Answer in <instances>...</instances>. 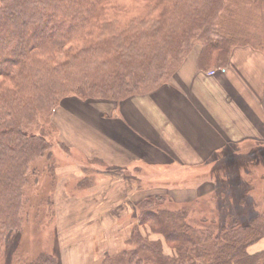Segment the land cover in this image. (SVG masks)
<instances>
[{"label": "trees", "instance_id": "16d2710c", "mask_svg": "<svg viewBox=\"0 0 264 264\" xmlns=\"http://www.w3.org/2000/svg\"><path fill=\"white\" fill-rule=\"evenodd\" d=\"M246 1L0 0V260L7 237L14 232L19 238L21 230L33 239L48 235L53 244L24 262L17 250L11 264L60 259L53 111L73 97L119 102L148 92L153 88L145 87L170 77L174 61L182 63L192 44H200L201 66L221 65L254 37L235 18ZM242 153L233 162L225 159L231 155H214L206 172L216 177L223 171L234 181L244 173L252 184L264 155L255 148ZM166 199L141 200L131 248L100 264H264V251H247L264 238V206L246 220L231 216L215 227L206 216L192 223L189 207H168ZM142 229L160 235L170 253Z\"/></svg>", "mask_w": 264, "mask_h": 264}, {"label": "crops", "instance_id": "0c3cea01", "mask_svg": "<svg viewBox=\"0 0 264 264\" xmlns=\"http://www.w3.org/2000/svg\"><path fill=\"white\" fill-rule=\"evenodd\" d=\"M198 55L192 62L189 54L167 81L148 92L119 102L98 100L96 106L83 101L94 110L85 112L88 117L84 121L78 120L80 128L73 122L75 140L69 137L65 142L69 150L80 149L89 168L97 174V187L115 188L122 193L110 202L107 194L102 195L101 203H108L106 216L110 219L124 217L118 212L128 205L129 197L122 198L124 190L131 187L137 191L127 183L124 172L164 170L183 177L189 171H208L211 157L236 154L243 141L264 139V46H235L224 63L212 67L201 66ZM66 106L58 110L75 114L71 106ZM175 175L172 180L179 178ZM131 177L137 186L141 180ZM95 193L73 195V202L95 198ZM57 199L59 204L62 200ZM116 226L115 222L110 228ZM105 249L108 247L101 249L91 264L100 263L99 253ZM247 251H264V238Z\"/></svg>", "mask_w": 264, "mask_h": 264}, {"label": "rangeland", "instance_id": "374dc122", "mask_svg": "<svg viewBox=\"0 0 264 264\" xmlns=\"http://www.w3.org/2000/svg\"><path fill=\"white\" fill-rule=\"evenodd\" d=\"M236 12H238L235 15L237 24L243 28L245 27L249 33L254 35L253 38H250L252 39L250 43L264 46V0H247ZM189 49L190 58H188L190 61L195 62V55H198L199 51H201L200 44H192ZM180 63L174 61L173 69L169 73L173 70L175 71L180 66ZM167 78L168 74L159 78L157 84L147 86L144 89L155 88L161 82L167 81ZM89 101L93 103V106H96L95 101L98 100ZM87 104L78 98H70L65 102L64 106L69 105L72 108L77 106L78 109L71 108L70 110L75 114L72 115L70 112L56 108L49 119L54 128L53 141L55 143L60 141L62 147L60 148L57 144H53L55 145L53 149L54 171L52 173L54 177V201L57 197L58 201L62 200L59 204L55 201L57 207L54 223L57 227L56 238L59 242L60 256L56 264H91L94 256H97L98 252L101 249L103 250L104 247H108V249H105L103 253H99V255H102L100 256L101 260L106 256L129 248L128 237L136 225L139 215L137 204L148 196L164 195L167 197L165 204L168 207H180L182 205L189 207V218L192 223L197 224L202 216H206L208 219L207 224L211 223L215 227L224 224L225 220L231 216L238 217L241 221L246 220L252 213L264 206V165H261V168H257V170H262V172H257V174L253 175L252 184L244 182L247 179V175L244 173L234 176L235 179H238L236 177L238 176L242 181H234L228 175H224L223 171H219L216 177L206 172L207 170L189 171L183 177H180L182 175L180 173L164 172V170L162 172L152 170L128 171L124 172V178L137 191H133L131 187L124 190L122 198L129 197L127 200L128 205H123L118 210L119 215L123 214L124 217L116 221L113 220V217L110 219L109 216H106L108 203H101L102 195L107 194L110 202L114 198H120L122 193L115 188L97 187L98 182L94 183V180L97 179V174L89 168L91 165L86 159H83L80 149H64V147H68L66 146L68 143L65 142L66 138L69 139L71 137L73 140L70 141L73 142L75 140L77 130L72 127L73 122H77V127L80 128L78 120L87 119L84 118L88 117L85 112L91 109L94 110V107L89 108ZM102 110L103 112L105 111L104 108ZM46 125L49 126V124ZM245 147L248 148L243 149ZM250 148H255L258 157L263 156L264 139L241 142V150H238L236 154L225 157V159L233 162L242 157H234V155H238L241 152L245 153ZM40 165V169H44L41 163ZM175 174H179V178L172 180L175 179ZM132 175H135L136 179L141 180L137 185L139 186L138 188L134 184ZM127 176H130V178ZM82 181L84 182L83 184L81 183ZM177 183L184 184L181 187L173 188L172 185ZM191 187L194 188V191H192ZM29 189L30 187H28L27 193ZM94 191L96 192L95 198L93 196L92 199L85 202H81L80 200L82 199L77 198L80 203L73 202V195H87ZM126 191L133 193L125 194ZM192 192L193 194L191 195ZM68 194L72 195V197ZM98 212L99 214H97ZM90 216H92V219L88 220ZM115 222L116 228H110L115 225ZM142 232H145V234L149 233L151 239L161 238L164 252L170 253V247L160 235L145 229H142ZM88 234L91 235L87 236ZM85 236L87 237L85 238ZM45 237H48V235L41 236L40 232L39 237L36 236L33 239L28 236L26 230H21L18 238L12 232L5 240L0 264H11L13 255L17 250H20V254L22 253L23 255L22 262L26 258L28 260L35 258L45 248L43 246H52L53 244L46 241ZM48 242L49 244H47Z\"/></svg>", "mask_w": 264, "mask_h": 264}, {"label": "built area", "instance_id": "2783aa9c", "mask_svg": "<svg viewBox=\"0 0 264 264\" xmlns=\"http://www.w3.org/2000/svg\"><path fill=\"white\" fill-rule=\"evenodd\" d=\"M209 73H213V71H210Z\"/></svg>", "mask_w": 264, "mask_h": 264}]
</instances>
